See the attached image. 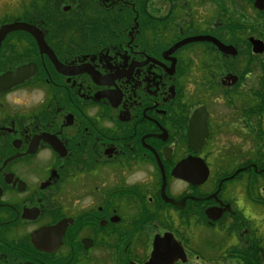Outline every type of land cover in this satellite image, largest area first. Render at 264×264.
Segmentation results:
<instances>
[{
	"label": "flooded vegetation",
	"instance_id": "flooded-vegetation-1",
	"mask_svg": "<svg viewBox=\"0 0 264 264\" xmlns=\"http://www.w3.org/2000/svg\"><path fill=\"white\" fill-rule=\"evenodd\" d=\"M5 2L0 264H264V0Z\"/></svg>",
	"mask_w": 264,
	"mask_h": 264
},
{
	"label": "water",
	"instance_id": "water-1",
	"mask_svg": "<svg viewBox=\"0 0 264 264\" xmlns=\"http://www.w3.org/2000/svg\"><path fill=\"white\" fill-rule=\"evenodd\" d=\"M15 31H21V32L28 33L29 35L33 36L38 43H43L39 32L35 28H33L30 25L23 24V23H14L11 25L2 26L0 28V44L7 34L11 32H15ZM28 70H29L28 67H22L13 73H7L0 78V83L19 82L20 79L29 75L27 72ZM173 174L178 177L176 170H174Z\"/></svg>",
	"mask_w": 264,
	"mask_h": 264
},
{
	"label": "rangeland",
	"instance_id": "rangeland-1",
	"mask_svg": "<svg viewBox=\"0 0 264 264\" xmlns=\"http://www.w3.org/2000/svg\"><path fill=\"white\" fill-rule=\"evenodd\" d=\"M27 1V0H26ZM5 4H8L7 2H5V0H0V5H5ZM9 4H11L10 2H9ZM8 4V5H9ZM19 4V3H18ZM18 6V5H17ZM17 6H11V7H7V6H5V9H2L1 11H5V14L6 15H9V13L8 12H11L12 13V15H14V16H18L20 13H21V11H22V5H21V7H17ZM1 7V6H0Z\"/></svg>",
	"mask_w": 264,
	"mask_h": 264
}]
</instances>
